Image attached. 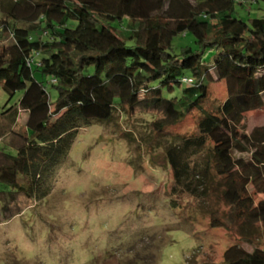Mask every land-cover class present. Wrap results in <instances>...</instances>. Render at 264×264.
Wrapping results in <instances>:
<instances>
[{
  "label": "trees",
  "instance_id": "1",
  "mask_svg": "<svg viewBox=\"0 0 264 264\" xmlns=\"http://www.w3.org/2000/svg\"><path fill=\"white\" fill-rule=\"evenodd\" d=\"M261 3L0 0V86L10 98L23 91L3 115L27 114L25 136L0 140V224L26 209L20 202L50 194L80 130L132 111L152 118L145 127L163 144L172 206L218 193L243 236L264 225V147L239 130L264 107V16L239 13ZM178 37L194 45L177 47ZM213 79L227 97L205 111ZM197 110L194 132L171 131ZM259 132L264 143V124ZM132 255L128 264L149 263L139 250ZM222 264H264V249L233 245Z\"/></svg>",
  "mask_w": 264,
  "mask_h": 264
},
{
  "label": "rangeland",
  "instance_id": "2",
  "mask_svg": "<svg viewBox=\"0 0 264 264\" xmlns=\"http://www.w3.org/2000/svg\"><path fill=\"white\" fill-rule=\"evenodd\" d=\"M253 7L250 14L246 7L240 15L264 16V4ZM174 43L194 45L192 37H178ZM22 95L10 98L0 86V140L8 133L26 135L24 111L15 121L3 115ZM226 97L225 83L213 79L203 109L216 110ZM201 116L194 111L171 131L192 133ZM150 120L122 111L109 124L80 130L57 168L50 194L20 202L26 209L0 224V264H128L138 250L148 264H222L233 245L264 249V225L244 237L218 193L202 199L184 195L172 206V173L162 142L145 127ZM263 124L264 107L248 112L239 130L264 147ZM213 216L223 224L212 226Z\"/></svg>",
  "mask_w": 264,
  "mask_h": 264
}]
</instances>
